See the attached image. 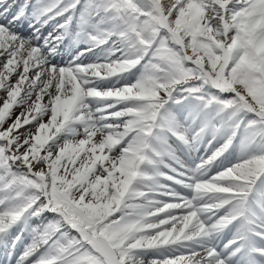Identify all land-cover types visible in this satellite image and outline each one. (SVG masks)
I'll return each mask as SVG.
<instances>
[{
	"label": "snow or ice",
	"instance_id": "1",
	"mask_svg": "<svg viewBox=\"0 0 264 264\" xmlns=\"http://www.w3.org/2000/svg\"><path fill=\"white\" fill-rule=\"evenodd\" d=\"M0 264H264V0H0Z\"/></svg>",
	"mask_w": 264,
	"mask_h": 264
}]
</instances>
